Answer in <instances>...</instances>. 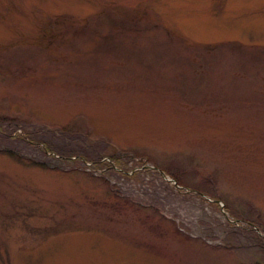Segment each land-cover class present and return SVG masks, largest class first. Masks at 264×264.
<instances>
[{
  "label": "rangeland",
  "instance_id": "374dc122",
  "mask_svg": "<svg viewBox=\"0 0 264 264\" xmlns=\"http://www.w3.org/2000/svg\"><path fill=\"white\" fill-rule=\"evenodd\" d=\"M0 264H264V0H0Z\"/></svg>",
  "mask_w": 264,
  "mask_h": 264
},
{
  "label": "trees",
  "instance_id": "16d2710c",
  "mask_svg": "<svg viewBox=\"0 0 264 264\" xmlns=\"http://www.w3.org/2000/svg\"><path fill=\"white\" fill-rule=\"evenodd\" d=\"M4 155L9 156L10 154L8 152H2ZM11 156V155H10ZM84 160H87L85 157H83Z\"/></svg>",
  "mask_w": 264,
  "mask_h": 264
}]
</instances>
